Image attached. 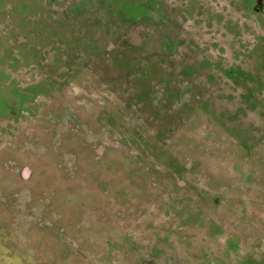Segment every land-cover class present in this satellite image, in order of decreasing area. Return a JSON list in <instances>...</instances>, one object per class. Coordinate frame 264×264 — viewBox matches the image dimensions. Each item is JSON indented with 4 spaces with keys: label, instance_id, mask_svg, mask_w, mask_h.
<instances>
[{
    "label": "rangeland",
    "instance_id": "374dc122",
    "mask_svg": "<svg viewBox=\"0 0 264 264\" xmlns=\"http://www.w3.org/2000/svg\"><path fill=\"white\" fill-rule=\"evenodd\" d=\"M0 264H264V0H0Z\"/></svg>",
    "mask_w": 264,
    "mask_h": 264
}]
</instances>
